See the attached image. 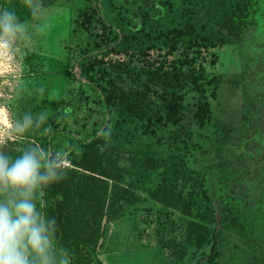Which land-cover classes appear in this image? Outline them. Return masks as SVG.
<instances>
[{
	"label": "trees",
	"instance_id": "16d2710c",
	"mask_svg": "<svg viewBox=\"0 0 264 264\" xmlns=\"http://www.w3.org/2000/svg\"><path fill=\"white\" fill-rule=\"evenodd\" d=\"M80 3L74 24L86 40L71 70L64 71L97 99L99 130L83 138L62 128L60 116L36 120L34 143L5 152L15 157L41 147L55 154L58 141L66 144L64 178L47 186L39 200L40 210L56 221L57 251L66 250L70 264H103L99 252L110 224L147 201L187 218L184 242L164 245L174 260L184 259L189 247L202 252L210 239L208 258H215L229 244L228 231L254 239L264 235V201L246 200L257 183L264 191V168L253 171L252 159L243 156L235 158V166L216 164L211 172L217 182L236 187L222 198L220 190L207 188L210 172L191 160L196 151L212 154L213 160L222 156L229 133L224 124L210 128L222 76L196 65L191 55L202 50L243 44L242 73L233 81L242 94L240 134L264 133V0ZM0 4L26 18L36 14L19 1ZM153 53L179 56L166 66L131 65V56Z\"/></svg>",
	"mask_w": 264,
	"mask_h": 264
},
{
	"label": "rangeland",
	"instance_id": "374dc122",
	"mask_svg": "<svg viewBox=\"0 0 264 264\" xmlns=\"http://www.w3.org/2000/svg\"><path fill=\"white\" fill-rule=\"evenodd\" d=\"M15 1L36 14L26 18L11 6L4 9L0 4V13L4 10L14 12L25 26L10 57L0 62V135L4 137L0 151H17L22 145L33 144L35 121L54 120L58 116L62 117V128L90 138L101 126L99 103L74 76L69 77L64 71L71 70L81 44L86 40L85 33L74 24L80 0ZM6 4L9 6L8 2ZM250 35L244 44L250 42ZM242 45H226L191 55L195 57L196 65L203 66L206 72L222 76L217 99L212 101L210 128L216 130L219 124L229 127L226 149L215 160L208 152L196 151L191 155L195 168L200 165L210 172L207 185L210 191L218 190L219 186L211 172L216 164L227 166L239 155L254 157L255 153L248 149V145L264 144V136L243 138L240 134L242 100L240 89L233 81L241 73ZM178 56L175 53L165 58L153 53L134 55L129 60L136 67L153 63L166 66ZM72 73L79 76L75 68ZM51 102L56 104L50 105ZM187 103L191 104L190 98ZM56 148L57 152L67 154L65 143L58 141ZM231 188L230 183L224 185L227 194L231 193ZM186 222L187 218L179 213L147 201L133 208L128 216L110 224L99 259L103 264H196L200 253L195 248L189 247L184 259L174 260L164 246L172 240L184 242ZM214 226L215 223L210 225ZM235 243L237 248L227 264H248L246 247L241 241Z\"/></svg>",
	"mask_w": 264,
	"mask_h": 264
},
{
	"label": "clouds",
	"instance_id": "9594fccd",
	"mask_svg": "<svg viewBox=\"0 0 264 264\" xmlns=\"http://www.w3.org/2000/svg\"><path fill=\"white\" fill-rule=\"evenodd\" d=\"M24 31L14 12L0 13V62ZM68 164L65 154L41 147L15 157L0 151V264H70L67 251H57L55 219L39 207L46 187L64 178Z\"/></svg>",
	"mask_w": 264,
	"mask_h": 264
},
{
	"label": "flooded vegetation",
	"instance_id": "af4514ba",
	"mask_svg": "<svg viewBox=\"0 0 264 264\" xmlns=\"http://www.w3.org/2000/svg\"><path fill=\"white\" fill-rule=\"evenodd\" d=\"M252 50L254 51V48H252ZM262 58H264V55H262ZM240 67H241V61H240ZM251 70L253 73L255 72L254 65L251 66ZM241 73H242V69H241ZM240 93H241V90H240ZM241 100H242V94H241ZM241 113H242V107H241ZM241 120H242V116H241ZM255 135L264 136V133H257V134L253 133L252 135L248 137H244V138H249ZM248 149L255 153L254 157L244 156V155H239V156L252 159V164H253L252 170L261 172L259 167L264 168V163L261 161V159L264 156V144L263 145L257 144L255 146L248 145ZM231 165L235 166L236 165L235 161L232 162ZM229 183L231 184L232 188H231V193L227 194V192L224 191V185L229 184ZM260 187L261 185L260 184L258 185V183H257V186L250 187L249 189L250 192H248L246 196V200H248L249 205L253 204V201H257V200L264 201V191ZM233 188H236V187L233 186L231 182L219 183L218 190H220V193L218 194L221 195L222 198L230 197L233 194L232 193ZM218 201H222V199H219ZM215 215H216V211H215ZM216 228H219L217 224H216ZM219 235H222V232H220ZM225 237L228 238L229 244L228 245L225 244V247L221 251L220 255H216L215 258L213 259L208 258V256L211 255V246H212V240L211 239L209 240V242L205 245L204 249L202 250V252L206 255V257L204 256L201 257V261H202L201 264H227L231 254L237 248V244L235 243V241L237 240L241 241L248 251V264H264V235H262L258 239H254L252 237H244L243 235L239 233L228 231ZM222 244L223 243H218V245H222ZM206 248H208L207 252H205ZM202 252H200V255Z\"/></svg>",
	"mask_w": 264,
	"mask_h": 264
},
{
	"label": "built area",
	"instance_id": "2783aa9c",
	"mask_svg": "<svg viewBox=\"0 0 264 264\" xmlns=\"http://www.w3.org/2000/svg\"><path fill=\"white\" fill-rule=\"evenodd\" d=\"M68 167H69V164H68Z\"/></svg>",
	"mask_w": 264,
	"mask_h": 264
}]
</instances>
